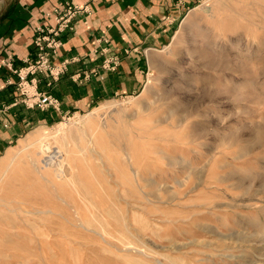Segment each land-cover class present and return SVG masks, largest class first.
I'll list each match as a JSON object with an SVG mask.
<instances>
[{
    "label": "rangeland",
    "instance_id": "obj_1",
    "mask_svg": "<svg viewBox=\"0 0 264 264\" xmlns=\"http://www.w3.org/2000/svg\"><path fill=\"white\" fill-rule=\"evenodd\" d=\"M145 58L1 157L0 264H264V0H198Z\"/></svg>",
    "mask_w": 264,
    "mask_h": 264
},
{
    "label": "crops",
    "instance_id": "obj_2",
    "mask_svg": "<svg viewBox=\"0 0 264 264\" xmlns=\"http://www.w3.org/2000/svg\"><path fill=\"white\" fill-rule=\"evenodd\" d=\"M198 0H0V159L30 130L116 97L140 92L147 76L145 53L166 45L183 15ZM73 4L76 13L60 34L52 65L65 63L53 81L36 74L37 89L56 98L57 109L40 111L16 102L15 69L33 62L36 25L54 27L45 14Z\"/></svg>",
    "mask_w": 264,
    "mask_h": 264
},
{
    "label": "built area",
    "instance_id": "obj_3",
    "mask_svg": "<svg viewBox=\"0 0 264 264\" xmlns=\"http://www.w3.org/2000/svg\"><path fill=\"white\" fill-rule=\"evenodd\" d=\"M80 11H84V8L80 10L73 4H66L46 13L45 17L50 19L55 26H35L33 45L36 55L33 62H28L27 66L21 69H15L11 59L2 64L17 78L15 84L16 102L23 104L26 108H37L40 111L58 108L59 102L56 98L38 91L35 75L43 74L53 81H57L65 71L64 62L54 66L51 61L53 57L57 56L61 47V42L58 40L60 34L68 29L73 16Z\"/></svg>",
    "mask_w": 264,
    "mask_h": 264
},
{
    "label": "bare ground",
    "instance_id": "obj_4",
    "mask_svg": "<svg viewBox=\"0 0 264 264\" xmlns=\"http://www.w3.org/2000/svg\"><path fill=\"white\" fill-rule=\"evenodd\" d=\"M225 7V6H224ZM230 9V8H229ZM227 37V36H226ZM241 38V37H240ZM236 40V39H235ZM239 40V39H238ZM107 107L105 106V105H100L92 114H95L96 112H98V111H103V110H105ZM26 148V147H25ZM24 148V149H25ZM39 148H41L40 150H41V154H44V155H46V157H45V161L44 162H47V161H49L50 160V154H49V152L47 151V149H46V147L45 146H40L39 145ZM23 150V149H22ZM16 154V153H15ZM37 154V152L35 151V153H34V155H36ZM17 155V154H16ZM8 156H9V153H8V155H7V158H8ZM27 157V156H26ZM3 158H4V156H3ZM13 158H15V157H13ZM13 158H9V161L10 162H12L13 161ZM32 158V155L31 154H29L28 155V159H30V164L32 165V167H33V165H34V160L33 159H31ZM52 159V158H51ZM54 159V162L53 163H51L52 165H54V164H56V162H58V164H56L55 166H56V168L58 167V169H54L55 171H54V173L56 174V176H58L59 178H61V176H62V174L60 175V173H63V172H61V170H60V167H59V161H58V158H53ZM60 160V159H59ZM43 161V160H42ZM4 160L1 162V164L2 165H4ZM43 162V163H44ZM48 164V163H47ZM8 166H9V164H8ZM54 166V167H55ZM34 168V167H33ZM52 168V167H51ZM50 168V169H51ZM36 170V169H35ZM6 171V170H5ZM40 176V175H39ZM64 180V179H63ZM62 181V180H61ZM46 182V181H45ZM48 182V181H47ZM63 182V181H62ZM17 196H18V194H17ZM19 198H21L22 200H24L22 203H26V200L24 199V197H21V196H18ZM40 214V213H39ZM35 229V228H34ZM32 231V230H31ZM35 231V230H34Z\"/></svg>",
    "mask_w": 264,
    "mask_h": 264
}]
</instances>
